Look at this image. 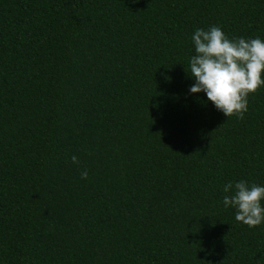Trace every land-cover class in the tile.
Returning <instances> with one entry per match:
<instances>
[{"label":"trees","instance_id":"16d2710c","mask_svg":"<svg viewBox=\"0 0 264 264\" xmlns=\"http://www.w3.org/2000/svg\"><path fill=\"white\" fill-rule=\"evenodd\" d=\"M212 26L264 40V0H0V264H264L223 204L264 186V85L190 93Z\"/></svg>","mask_w":264,"mask_h":264},{"label":"clouds","instance_id":"9594fccd","mask_svg":"<svg viewBox=\"0 0 264 264\" xmlns=\"http://www.w3.org/2000/svg\"><path fill=\"white\" fill-rule=\"evenodd\" d=\"M195 55L190 59V75L195 83L190 93L206 94L209 101L227 118L243 119L248 111V96L264 85V40L260 37L229 39L219 26L208 30L197 28L191 37ZM79 165L78 158L71 157ZM88 178V171L81 172ZM223 204L236 209L235 219L249 228L264 222V186L247 181L227 183Z\"/></svg>","mask_w":264,"mask_h":264}]
</instances>
